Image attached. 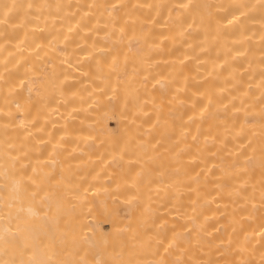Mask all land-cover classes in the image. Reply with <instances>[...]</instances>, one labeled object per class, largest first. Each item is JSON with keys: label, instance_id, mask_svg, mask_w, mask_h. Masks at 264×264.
Returning a JSON list of instances; mask_svg holds the SVG:
<instances>
[{"label": "bare ground", "instance_id": "6f19581e", "mask_svg": "<svg viewBox=\"0 0 264 264\" xmlns=\"http://www.w3.org/2000/svg\"><path fill=\"white\" fill-rule=\"evenodd\" d=\"M0 264H264V0H0Z\"/></svg>", "mask_w": 264, "mask_h": 264}, {"label": "rangeland", "instance_id": "374dc122", "mask_svg": "<svg viewBox=\"0 0 264 264\" xmlns=\"http://www.w3.org/2000/svg\"><path fill=\"white\" fill-rule=\"evenodd\" d=\"M112 125L115 126V123H112ZM162 147H163V146H162ZM160 148H161V147H160ZM160 148H159V149H160ZM163 149L167 150V149L165 148V146L163 147ZM163 149H161V150H163ZM165 150H164V151H165ZM159 151H160V150H159ZM168 151H169V150H168ZM168 151H167V152H168ZM159 153H160V152H159ZM162 153H163V152H162ZM163 154H164V153H163ZM166 154H167V153H166ZM166 154H164V156H166ZM157 156H158V155H157ZM160 156H161V153H160ZM160 156H159V157H160ZM162 156H163V155H162ZM162 156H161V157H162ZM167 156H169V155H167ZM165 158H167V157H165ZM159 159H160V158H159ZM160 160H161V159H160ZM168 160H170V159L168 158ZM168 160H166V161H168ZM162 161H165V159H163ZM159 163H160V161H159ZM159 163H158V164H159ZM164 163H165V162H164ZM158 164H157V165H158ZM161 164H162V163H161ZM168 164L170 165V162H168ZM168 164H167V162H166V164L163 165V166H165V167L168 166V167H169ZM166 165H167V166H166ZM160 166H161V165H160ZM160 166H159L158 168H160ZM158 168H157V169H158ZM163 169H164V168H163ZM163 169H162V170H163ZM166 169H167V168H166ZM166 169H165V170H166ZM52 195H53V194H52ZM52 197H53V198H56L55 196H52ZM154 220H155V218H154ZM154 220H153V221H154ZM156 220H157V219H156ZM160 220H161V219H159V221L157 220V221H158V224H157V223H154V222H156V221L152 222V220H151V222L149 221L150 224H148L149 222L146 223V224L148 225V226H146V228L150 230V231H149V232H150V235H151V234L153 235V229H152L153 225H154V224H155V225H156V224H157V225H160V224H159ZM167 221H168V220H167ZM167 221H166V219H164L162 222H167ZM151 223H153V224H151ZM160 223H161V222H160ZM161 224H162V223H161ZM163 224H164V223H163ZM178 224H179V225H177V230H178L179 228H182V229L185 230L184 226L181 227V224H182V223L179 222ZM185 224H186V223H185ZM155 225H154V226H155ZM144 226H145V225H144ZM149 226H152V227L149 228ZM185 226H186V225H185ZM156 227H157V226H156ZM156 227H155V228H156ZM158 227H160V226H158ZM158 227H157V228H158ZM163 227H164V226H163ZM165 227H166V226H165ZM160 228H161V227H160ZM167 228H170V227H167ZM175 229H176V228H175ZM175 229H170V230H172V232H171L169 229H166V231L168 230V231H169V234H171V233L175 232V231H173V230H175ZM161 230H163V229H161ZM180 230H181V229H180ZM154 231H155V230H154ZM157 231H158V230H157ZM178 231H179V230H178ZM178 231H177V232H178ZM158 232H159V231H158ZM158 232H157V233H158ZM162 232H163V231H162ZM184 232H185V231H184ZM155 233H156V231H155ZM159 233H160V232H159ZM175 234H177V233L175 232ZM156 235H157V234H156ZM173 235H174V234H173ZM173 235H171V237H172ZM167 236L170 237V235H167ZM167 236H166V237H167Z\"/></svg>", "mask_w": 264, "mask_h": 264}]
</instances>
